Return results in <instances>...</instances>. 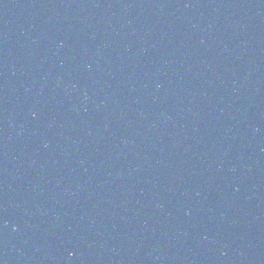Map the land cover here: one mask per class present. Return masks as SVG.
Masks as SVG:
<instances>
[{"label":"water","instance_id":"obj_1","mask_svg":"<svg viewBox=\"0 0 264 264\" xmlns=\"http://www.w3.org/2000/svg\"><path fill=\"white\" fill-rule=\"evenodd\" d=\"M0 264H264V0H0Z\"/></svg>","mask_w":264,"mask_h":264}]
</instances>
